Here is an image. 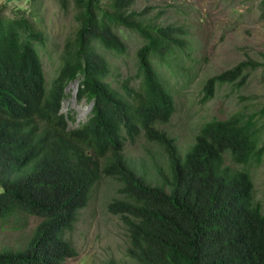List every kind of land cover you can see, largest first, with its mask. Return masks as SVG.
Here are the masks:
<instances>
[{
    "label": "trees",
    "instance_id": "obj_1",
    "mask_svg": "<svg viewBox=\"0 0 264 264\" xmlns=\"http://www.w3.org/2000/svg\"><path fill=\"white\" fill-rule=\"evenodd\" d=\"M138 1L59 0L61 11L74 12L76 29L51 80L44 57L53 60L59 48L40 30L39 14H0V225L14 219L16 230L25 231L28 217L40 219L24 247L0 250V264H66L77 257L64 233L73 232L95 188L109 179L117 188L106 209L122 221L134 263L264 264V212L251 171L264 161L257 120L264 112L245 107L212 119L180 154L176 139L158 127L176 113L161 67L178 60L183 30L147 20L149 9H138ZM127 31L142 40L132 77L121 76L105 55L126 57ZM258 69L264 60L209 79L202 103L225 84L244 87ZM76 82L80 100L93 107L86 123L70 129L73 116L62 106ZM141 134L164 153L167 171L151 157V175L150 164L138 168L128 157L127 144Z\"/></svg>",
    "mask_w": 264,
    "mask_h": 264
},
{
    "label": "rangeland",
    "instance_id": "obj_2",
    "mask_svg": "<svg viewBox=\"0 0 264 264\" xmlns=\"http://www.w3.org/2000/svg\"><path fill=\"white\" fill-rule=\"evenodd\" d=\"M108 4V0H103ZM38 9V11L36 9ZM138 9H149L145 13L147 20L161 26L181 28L178 33L186 42L185 48L177 47L178 60L173 67L162 65L161 72L171 89L176 103V113L168 125L158 129L176 139L180 154L193 143L200 127L212 119L226 120L232 114L248 107L250 114L264 112V70H255L246 85L240 89L232 85H223L216 89V96L202 103L206 82L245 61L261 63L264 60V0H139ZM29 16L31 12L39 14L38 24L50 39L53 51L45 59L47 78L52 79L54 70L59 66L57 58L65 46V41L76 29L74 12L61 11L59 0H0V14L15 17L17 14ZM127 47L126 57L105 53L111 66L123 77H132L137 70L136 52L142 45L139 35L127 32L121 34ZM54 50V49H53ZM179 64V66H176ZM133 80L136 84L140 79ZM78 82L70 84L62 112L73 116L69 120L71 129L79 127L88 120L92 105L78 96ZM257 117L264 139L263 118ZM126 154L137 164H150L147 169L152 175L151 157H155L167 171L164 153L144 134L134 144H127ZM229 158V157H228ZM255 197L263 206L264 212V161L253 168ZM117 183L103 180L95 188L87 208L82 210L69 238L78 250V256L69 258L67 264H105L116 259L120 264H136L126 256V236L119 216L110 214L106 205L115 194ZM36 217H28V228L18 231L14 219L10 225H0V250L4 247L18 250L26 245L28 234L39 224Z\"/></svg>",
    "mask_w": 264,
    "mask_h": 264
},
{
    "label": "clouds",
    "instance_id": "obj_3",
    "mask_svg": "<svg viewBox=\"0 0 264 264\" xmlns=\"http://www.w3.org/2000/svg\"><path fill=\"white\" fill-rule=\"evenodd\" d=\"M92 107H93V105H92ZM91 110H92V109H91ZM66 115H67V114H66ZM90 115H91V112H90L89 116H90ZM88 119H89V117H88ZM87 121H88V120H87ZM87 121H86V122H87ZM86 122H85V123H86ZM69 128H70V127H69ZM70 129H71V128H70ZM73 129H76V128H73ZM31 217H35V216H31ZM38 220H40V219L38 218ZM39 223H40V222H39ZM71 232H72V231H67V232H65V233H64V236H67V235H68L69 233H71ZM66 264H67V263H66Z\"/></svg>",
    "mask_w": 264,
    "mask_h": 264
}]
</instances>
